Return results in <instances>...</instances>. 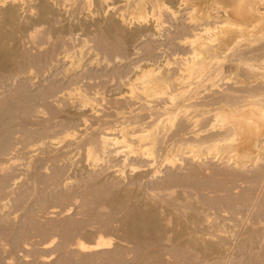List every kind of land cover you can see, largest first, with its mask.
<instances>
[{"label": "rangeland", "instance_id": "obj_1", "mask_svg": "<svg viewBox=\"0 0 264 264\" xmlns=\"http://www.w3.org/2000/svg\"><path fill=\"white\" fill-rule=\"evenodd\" d=\"M59 1L57 6L60 11L56 13L57 16H53V22L43 23L38 27V39L44 40V43L32 41L26 36L27 32H18L15 40L18 55L12 64L0 65V144H4L0 147V167H4L0 170V264H264V148L257 152L263 157L262 165L259 164L261 166L257 168L246 161L248 158H245L246 163L240 169L229 161L222 163L216 160L213 152L206 153L207 147H201L200 152L204 153H198L196 157L180 159L179 149L175 152H170V149L182 144V150H187L184 143L187 140V143L190 142L191 134H188V126L180 134H175L173 130L176 126H172L164 141L162 140L163 145L160 143V148L154 149L156 156L152 158L157 161H153L154 165H148L151 159H146V155L144 158L128 156L125 165L123 154L111 153L94 167L84 157V141L90 140L97 144L99 137L108 128L113 129L122 121L133 124L136 120L148 122L157 119L158 113L146 111L143 102H125L122 99L129 94L127 84L140 67H154L155 71L163 68L160 74L162 73L166 82H160L159 88L168 90L170 87L165 94L171 91L175 94L189 87H182L181 83L175 84L173 81L178 67L176 63L187 60L185 58L192 54V44L189 42L194 39L192 35L196 31L192 32L193 26L189 29L188 26L193 21L196 23L194 18L202 25L209 20L210 24L214 23L210 15L213 9L209 7V2L182 0L186 9L181 13L193 12L194 14L188 13L192 16L190 18H187L188 15H175L177 18L174 19L169 12L155 9L161 14H143L144 18L139 22L135 16L137 14H130V26L137 27V23H141L140 32L137 33L140 37L136 35V38H129L127 41L118 34L108 37L100 32L104 5L98 0ZM10 2L16 1L0 0V7ZM88 13L92 14V19L87 16ZM21 15L22 20H25L26 12ZM157 17L160 25L155 30L159 34H152L153 29L144 33L143 30L154 24L153 21L157 22ZM95 19L100 23H95ZM93 32H97L99 38ZM184 33H190V37ZM262 34L251 37V43L246 42L242 47H261L264 45ZM124 40L128 43L125 44ZM65 54H69L71 62L75 63L72 67H69L70 58L68 61L64 59ZM235 60L238 61L233 52H228L224 59L225 69H222L221 74L214 78V82L197 89L193 95H200L202 100L206 98L204 100L210 101L212 98L216 101L222 96L243 98L259 92L263 84H258V79H253L261 74H257V71L234 72L232 69L237 63ZM165 63L170 65L164 67ZM166 69H170V72ZM214 84L219 87L213 86ZM74 90L85 95L82 100L85 98L84 100L92 102L87 109L81 106L79 100L69 96L74 94ZM19 93L24 94L23 97ZM157 97L155 104H162L164 96L159 94ZM17 99L20 100L17 102L20 108L15 106ZM8 101L14 103L10 104ZM88 107H93V110ZM198 112L200 111L194 109L187 114L193 117ZM210 114L212 115H207L211 117ZM177 119L176 125L178 122L182 123L180 116ZM135 126L137 129L138 126ZM79 131L84 132L83 139L74 138L79 136ZM258 131L260 129L254 127L251 135H248L252 144H258V141L260 143L259 137H264L261 136L264 135L263 131ZM256 133L260 135L257 136ZM252 136H257L258 141L253 140ZM254 144L252 147H255ZM166 148L170 152L167 155L176 154L178 163L160 161L165 157ZM251 148L248 150L255 149ZM132 163L139 171L132 170ZM139 164L144 165L143 169L137 167ZM130 189L132 193L128 191ZM132 194L136 195V201ZM115 195L119 196V203L113 201ZM141 200L142 207L146 203L144 206L147 208H157L160 225L165 224L163 235L158 240H139L128 234L124 218L132 211L133 206H141ZM194 213L198 218L192 220L190 216ZM192 234L216 240L217 245L226 249L225 255L186 245V237ZM99 238L110 239L111 243L88 251L79 248V243L90 244Z\"/></svg>", "mask_w": 264, "mask_h": 264}, {"label": "bare ground", "instance_id": "obj_2", "mask_svg": "<svg viewBox=\"0 0 264 264\" xmlns=\"http://www.w3.org/2000/svg\"><path fill=\"white\" fill-rule=\"evenodd\" d=\"M15 1L16 2L8 3L4 7H0V65L1 66H7L9 64H12L14 61L13 59L18 55V51H17V48L15 46V40H16L18 32H27L26 33L27 35L26 34L25 35L28 36V38H30L32 41L40 43L42 40L38 39L40 37L38 35L39 34L38 27L41 26L43 23L45 24V23L52 21L53 16L56 15V13L58 11H60V10H58L60 7L57 6L58 2L60 3L59 0H26V1L15 0ZM98 1L100 4L104 5V12H103L104 18L101 21L102 24H99L100 25L99 26L100 32L103 35L108 36V37H112L113 35L118 34L120 37H122L123 39L125 38L126 40L127 39L129 40V38L135 37L137 35V33L140 32L139 26L141 23L136 22L138 25L137 27H136V25H135V27L130 26V22H129L130 14H132V15L137 14L135 16L137 18V21L140 22L142 20L141 18H144V15H147V13H149L150 15L152 13L153 14L158 13L160 15L161 14L160 11H157L159 9L161 11L169 12L171 14L172 18H174V19L177 18V17H175V15L186 16V15H188V13H191V11H187V12L185 11L183 14L181 13L182 10L186 9L184 6L185 4L183 3L182 0H151V1L150 0H114L113 2H109V0H98ZM186 1H188V0H186ZM30 2H32L31 5H28V4H30ZM206 2H209V7L211 6L213 9L212 14H210V13H208V14L211 15L212 19H214V23L210 24V20H209L206 24L202 25L201 23H199L197 21V19L194 18L196 23H194V21H193L194 24L192 23L193 25L190 24L188 26V29L193 26L191 28L192 32L196 31L192 35V36H194V37H192L194 39H191L189 42L190 45L192 44V49H191L192 54H190L191 55L190 57L189 56L187 58L184 57L185 59H187L185 61H180V62L177 61V63L175 62L176 64H178L177 65L178 67H176L177 72H175L176 73L175 76L173 75L175 77V78L173 77L174 78L173 81L175 82V84L181 83L182 87H185V86H189V87L185 90L182 89V91L179 90L180 92H176L175 94L172 93V91L168 92V94H165V91L167 93V91L169 90L170 87L168 88V90H166L167 88L165 89L163 87L159 88L160 82L161 83L166 82L164 77L161 76L162 73L160 74V71L163 68L162 69L158 68L155 71L154 67L151 68V67L146 66V65L142 66V68L140 67L139 70H137L135 72L134 78H132L127 84V87L129 89L127 91H129V94L128 95L126 94L125 96L123 94L124 97L122 99H124L125 102H127L128 100H130V101H133V100L136 101L137 100L136 101L137 103L143 102L142 104L145 105L146 111H148L150 113H152V112L158 113L157 119L156 120L149 119L151 121H148V122H145V120H136V122L133 123L134 125L126 123V121H124V122L122 121L118 124V126H115V128H113V129L108 128L106 130V132H104V134L102 133L103 135H101L99 137V142L97 144L91 143L90 140H88V141L83 140L85 142L84 143L85 144L84 145L85 146V149H84L85 161L90 166L94 167L96 165H99V163L104 161V157L110 155L111 153L112 154L114 153V155L115 154H117V155L123 154L125 156L123 158L124 162L122 161L124 164L126 163L128 156L134 155V156H138L141 158L143 156V158H144V156L146 155L145 156L146 159H148V160L151 159V161H148V162L149 163L152 162L150 164L148 163V165H154L153 161L155 160V158L154 157L152 158V156L155 155L154 149L158 150V147L160 148V146L162 144V140L167 136V133L169 130H171L172 126H176L175 129L173 130L175 132V134H180L181 132H184L183 128L186 126H188V128L187 127L186 128L189 129L188 134H191V139L189 138L190 142L187 143L188 142V140H187L186 141L187 144L184 143L185 148L188 147L187 150H185V151L182 150V148H184V147L181 148L182 144L176 145L173 149L171 147H170L171 148L170 149L168 146V148L170 149V152H172V151L175 152V151H178V149H179V154L181 155L180 159H182L184 157H187V158L188 157H190V158L196 157L198 155V153L203 152V151L200 152V150L203 147L205 149L207 147L208 150H206V153L213 152V155L215 156L216 160H218V161L220 160V162H222V163L228 162V161L231 163H234L233 166L235 168H239V169L242 168L244 166V163H246V161H250L251 162L250 164H252L253 167H255V168L260 167L262 165L261 162H263V160H262L263 157H261L258 153H259V149L261 150V148H264V137L263 138L259 137V139H261L260 140L261 144H260L258 141V137H257L258 135H260V133L259 134H257V133L262 130L263 134H264V45H262L261 47H258V48L254 47V48H250V49H249L250 46L249 47L248 46L242 47V46H244V44L246 42L251 43V40H252L251 37H255V35H257V34H262V32L264 31V15H263L264 11H262V10H264V0H212V1L207 0ZM118 3H119V5H117ZM115 5H117L118 8H116ZM120 6H122L123 8H119ZM155 9H157V10H155ZM193 9L197 10L195 8H193ZM21 10H22V12H20ZM202 10H204V9H202ZM23 12H26L25 20L24 19L22 20L21 14ZM191 14H194V13L192 12ZM191 14H189L187 16V18L192 17V16H190ZM87 16H89V18L92 19V14L88 13ZM205 18L207 19L206 16H205ZM87 19L88 18H85V20H87ZM99 19H101V18H99ZM198 19H200V18H198ZM85 20H84V23H85ZM96 20L97 19H95V21ZM132 20L134 22L133 18H132ZM153 20H156V19H153ZM192 20L193 19H190V21H192ZM90 22H92V21H90ZM97 22L98 21H96L95 23H97ZM143 22H144V19H143ZM153 22H154V24L152 23V26H151L153 28L147 27L145 30H143L141 28L144 31V33L153 29V32L151 31L152 34H155V35L159 34V31L155 30L156 29L155 27H157V25H160L158 17H157V22H155V21H153ZM88 23L89 22L87 21V24ZM98 23H100V22H98ZM46 25H48V24H46ZM90 26L92 27V25H90ZM95 27L97 28L98 26H95ZM183 28H186V27L183 26ZM93 29H90V30H93ZM67 30H68V27H67ZM95 31H98V30H95ZM188 31H190V30H188ZM100 32L98 31L99 34H100ZM86 33L89 34V32H86ZM98 33L93 32L94 35L95 34L97 35ZM99 34L97 36L98 38L101 35V34L100 35ZM188 34H190V33H188ZM188 34L184 33L185 36L190 37ZM263 34H264V32H263ZM84 35H87V34H84ZM142 35H144V34H142ZM102 37H104V36H102ZM138 37H140V35ZM114 38H115V36H114ZM122 38H120V39H122ZM180 38H181V36H180ZM182 38H183V36H182ZM111 39L113 40V38H111ZM100 40H103V38ZM126 40H124L125 44L128 43V42H126ZM184 41H185V37H184ZM42 42L44 43V40ZM111 42L109 41V43H111ZM112 44H113V42H112ZM114 44H116V43H114ZM150 44H152V43H150ZM87 48H88V46H87ZM127 48H129V46ZM101 49H103V48H101ZM79 50H81V49H79ZM106 51H105V54H106ZM189 52L191 53V51H189ZM228 52H231V53L233 52V55H235L238 59V61L235 60V62H237V63L235 64V67H233L232 70H234V72H237L238 70L243 71V72L244 71H248V72L257 71L258 73L257 72L256 73L261 74V75H258V77L253 79V81H256L258 79L257 83L261 82V84H263V86H261V87H263V88L260 89L259 88L260 86L257 85L258 86L257 88H259L260 91L256 92V94H254V95H250V96L243 97V98L235 97L234 95L233 96H227L224 98L222 96L220 100L219 99L216 100L217 102L215 100H213L212 98H210V101H209V100H204L206 98H203V100H202V97H200V95L194 96L193 94L197 91V89H199L200 87H205L206 84L209 82L211 83V81H213L214 78L218 77L221 74L222 69L223 70L225 69V68H223L224 59L226 58ZM77 53H78V51H77ZM79 53H80V51H79ZM144 53H146V52H144ZM81 56H82V54H81ZM72 57H73V54H72ZM69 58H70V60H69ZM64 59L67 61L69 60V63L71 62V57L69 56V54H67V55L65 54ZM177 60H179V59H177ZM74 64L71 62L69 64V67L70 66L72 67V65H74ZM76 65H78V64H76ZM165 65H166V63L163 66L165 67ZM169 65H166V67ZM226 67H228V66H226ZM73 69H74V67H73ZM226 69L228 70L229 68H226ZM166 71H167V69H166ZM168 71L170 72V69ZM70 73H72V72H70ZM231 73H232V71H231ZM246 75H248V74H246ZM253 76H256V75H253ZM228 79H231V78H228ZM168 80H169V78H168ZM171 81H172V79H171ZM186 83H187V85H186ZM166 84H168V83H166ZM166 84H163V85H166ZM183 84H185V85L183 86ZM169 86H170V83H169ZM213 86H215L217 88L219 87L218 84H214ZM220 87H222V86H220ZM239 90H241V89H239ZM74 91H75L74 94L71 93L73 96H71V94L69 96L71 98L73 97V99L79 100L82 103L81 106H83L87 109V106H90L92 102L90 103L89 100H84L85 98L82 100L84 94L82 95L81 92L79 93V92H76V90H74ZM77 91H78V89H77ZM19 94H21V93H19ZM19 94H18V96H19ZM159 94L164 96V99L162 101L163 103L162 104L161 103L155 104L156 98H158L157 96ZM23 95L21 94L22 97H23ZM20 99H22V98H20ZM24 99L25 98H23V100ZM18 100L19 99H17V101L15 103H17ZM213 101H215V102H213ZM19 102H20V100H19ZM13 103H10V104H13ZM151 103H154V104H151ZM18 104L19 103H17L15 106L20 108V106H17ZM201 106H204V107L202 109H198ZM7 108L8 107H6V109ZM19 108H18V110H19ZM92 108L90 109L88 107L89 110H93ZM2 109H3V111L5 110L4 108H2ZM194 109H196L200 112H198V114L195 113L196 115L193 117L188 116L187 112L190 110H194ZM0 110H1V108H0ZM7 111H9V110H7ZM209 113H212V115L210 114L211 117H209L207 115ZM28 114H27V116H28ZM9 116H10V114H9ZM17 116H18V114H17ZM122 116H121V118H122ZM177 116H180V120L182 118V120H181L182 123L178 122V124L176 125L175 119H177ZM212 117H214V119ZM22 119H23V117H22ZM83 119H82V121H83ZM124 119L125 118H123V120ZM135 125L138 126L137 129H135V127H136ZM145 125H146V127H145ZM217 125H218V127L216 128ZM254 127H256V129L259 128L260 131H258L256 133L257 136L254 137L256 139L253 138L254 135L252 134L253 140L258 141V144L256 143L257 144L256 145L253 143L255 145V147H252L253 144L249 139L251 137H249L248 135H249V133L251 135V133H252L251 131H252V129H254ZM6 130H8V129H6ZM185 133H187V132L185 131ZM181 135H183V134H181ZM84 136H85L84 132H80L79 136H75L74 138L79 137V139L80 138L83 139ZM261 136H264V135H261ZM178 137H180V136H178ZM183 137H184V135H183ZM188 137H189V135H188ZM181 143H182V141H181ZM190 143H195V144H190ZM1 144L4 145L3 142ZM1 144H0V147H1ZM168 145H170V144H168ZM82 147H83V145H82ZM251 147L253 149L254 148L255 149L254 150H248ZM256 147L258 149H256ZM164 150H165V155H164L165 157L160 160V161H162V163L164 161L167 163H169L171 161L173 163L174 161L177 162L179 160V158H178V160L175 158L176 154H173V155L168 154L167 155V153H170V152H168L169 150L167 148ZM248 151H250V152H248ZM157 158H158V156H157ZM245 158H248L249 160L246 159V161H245ZM154 162H157V161H154ZM228 163H227V165H228ZM225 164H223V165H225ZM259 164H261V165L259 166ZM125 165H127V164H125ZM174 165H175V163H174ZM142 166H144V165L139 164L137 167L139 168ZM123 167H125V166H123ZM132 167H133V169H132ZM132 167H130L132 170H134V169H135L134 171L137 170L135 168L136 165H134L133 163H132ZM3 169H4V167H0L1 171ZM142 169H143V167H142ZM252 170H254V169H252ZM258 170H259V168H258ZM137 171H139V170H137ZM114 172H115V170H114ZM117 173H119V172H117ZM166 178H167V176H166ZM135 179H136V177H135ZM135 179H132V180H135ZM164 183H165V181H164ZM166 183H165V185H167ZM127 184H130V183H127ZM162 184H163V182L161 183V185ZM127 187H129V186H127ZM138 188H140V187H138ZM165 189H166V187H165ZM128 191L130 192L131 189ZM118 192H122V191H118ZM131 193H132V191H131ZM133 194H132V198H133V196H135L134 201H136L135 200L136 195H133ZM118 195H119V193H118ZM108 196H109V194H108ZM117 196L114 197L113 201H116V202L119 201L118 200L119 196L118 197ZM123 196L121 198H123ZM125 196L128 197V196H131V194H128V195L126 194ZM125 196H124V198H125ZM121 198H119V199L121 202H123L121 200ZM132 198H129V199H132ZM110 199H112V197ZM142 200H141V203L138 202L141 204V206H138L139 204L136 206V203H135L136 207L134 208V206H133L134 209L132 208V211L124 218L128 234L130 236L136 238V239H139V240H145L148 238L158 240L163 235V230L166 228V227L164 228L165 224L163 226L160 225L161 219L159 220L158 209L155 207L147 208L144 206L146 204L144 202H143L144 205L142 207ZM109 201H112V200H109ZM124 203H125V201H124ZM108 204H110V203H108ZM112 204H113V202H112ZM109 206H111V204ZM112 206H114V205H112ZM119 206H120V204L118 205V207ZM116 209H117V207H116ZM122 211H124V210H122ZM125 211H127V210H125ZM261 211H262V209H261ZM261 211H260V214H261ZM197 218H198V215L195 213L190 216V219H192V220L197 219ZM215 241H214V239L201 238V237H198L197 234H196V236H195V234L194 235L192 234L190 236L188 235V237H186L184 242L186 243V245H188L190 247L195 246V247L201 248L202 250L213 251L214 253L216 252L217 254L219 253V255L224 254L226 252L225 251L226 249L223 247H220V245H217V243ZM110 243H111L110 239L99 238L98 240H96L95 242L90 243V244H85V243L81 242V243H79V248L81 250H84V251L87 250L88 251L91 249H93V250L99 249L100 247L109 245ZM185 243H184V245H185ZM183 248H184V246H183ZM214 253H211V254H214ZM207 254H210V253L208 252ZM217 254H215V255H217Z\"/></svg>", "mask_w": 264, "mask_h": 264}]
</instances>
